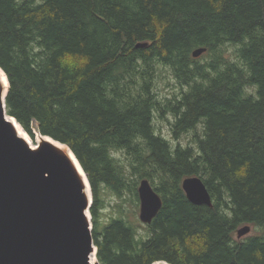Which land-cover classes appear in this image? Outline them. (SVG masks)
Here are the masks:
<instances>
[{"label":"trees","instance_id":"obj_1","mask_svg":"<svg viewBox=\"0 0 264 264\" xmlns=\"http://www.w3.org/2000/svg\"><path fill=\"white\" fill-rule=\"evenodd\" d=\"M0 67L7 114L87 173L100 264H264V0H0ZM163 67L180 95L157 92ZM193 175L212 206L188 199ZM144 178L163 200L150 224Z\"/></svg>","mask_w":264,"mask_h":264},{"label":"water","instance_id":"obj_2","mask_svg":"<svg viewBox=\"0 0 264 264\" xmlns=\"http://www.w3.org/2000/svg\"><path fill=\"white\" fill-rule=\"evenodd\" d=\"M205 51L197 48L193 56ZM8 89L9 81L4 95L0 83V264H91L92 253L97 258L98 251L92 234L91 183L88 179L89 197L65 150L48 141L34 149L18 135L6 118ZM182 187L191 202L213 205L200 176L185 177ZM138 193L139 219L150 224L162 207V197L147 178L140 181ZM250 230L251 225L240 227L238 238Z\"/></svg>","mask_w":264,"mask_h":264},{"label":"rangeland","instance_id":"obj_3","mask_svg":"<svg viewBox=\"0 0 264 264\" xmlns=\"http://www.w3.org/2000/svg\"><path fill=\"white\" fill-rule=\"evenodd\" d=\"M156 85H157L156 90L161 97H174L176 93L180 95L182 90L185 88V87H182L178 83L175 76L172 74L171 70L167 67L166 68L163 67L160 70V73L157 77ZM174 119L175 118L172 114L166 113L164 117H160L156 115L154 118V122L157 128V131L160 134H162L163 136L171 140L173 143H177L178 140L173 137L172 129H171V125ZM21 129L27 133L29 138H31L30 140H31L32 145L37 146L39 144V142L37 141L35 130H34V135H31L24 128L21 127ZM188 137L189 136L185 134L179 138V141L182 142L183 144H187L189 142ZM115 200L116 198L113 196V194L109 193V195L108 194L106 195V205L107 206H106V209H104L106 214L108 215L110 214L112 210V205L114 204ZM254 232L255 231L253 227H251V230L247 235L253 234Z\"/></svg>","mask_w":264,"mask_h":264},{"label":"bare ground","instance_id":"obj_4","mask_svg":"<svg viewBox=\"0 0 264 264\" xmlns=\"http://www.w3.org/2000/svg\"><path fill=\"white\" fill-rule=\"evenodd\" d=\"M0 83L3 86V89H4L3 90L4 91L3 94L5 95L6 90H7V86H8V80H7L6 76H5L4 71L1 69V67H0ZM6 118L16 128V131H17V133H18L19 136H21L22 138H24L32 146V148H34V149L37 148L36 145H32L31 140H30L31 138H29V136L27 135V133L24 132L21 129L22 126L17 122V120L13 116H10V115L6 114ZM35 134H36V137H37V141L39 143H41L43 141H48V142H50V143H52V144L60 147L61 149L65 150L68 153L69 158L74 163V166L76 167V170L78 171V173L80 174V176L82 177V179L84 181L85 192L90 197V195H91L90 194V184H89L88 178H87V176L85 174V171L82 169L80 163L78 162L76 156L72 152V150L67 145L61 144V143H59L57 141H54L53 139H51L48 136H42L37 129H35ZM90 262H91V264H96V262H97V258L95 256V253L94 252L92 253V255L90 257Z\"/></svg>","mask_w":264,"mask_h":264}]
</instances>
